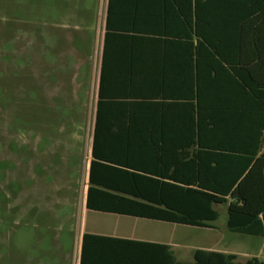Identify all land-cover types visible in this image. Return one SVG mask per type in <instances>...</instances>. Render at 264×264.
<instances>
[{"label": "rangeland", "instance_id": "374dc122", "mask_svg": "<svg viewBox=\"0 0 264 264\" xmlns=\"http://www.w3.org/2000/svg\"><path fill=\"white\" fill-rule=\"evenodd\" d=\"M71 2L0 0V264H70L83 229H130L187 247L218 235L227 245L256 247V238L228 229L214 234L197 226L84 209L98 0H81L82 22L72 15ZM71 15L84 30L83 43L77 37L73 42L81 60L65 57L64 74H79L81 86L73 91L69 82L54 88L50 71L56 59L47 47L53 22L70 18L72 24ZM215 209L219 217L213 223L225 224L226 204Z\"/></svg>", "mask_w": 264, "mask_h": 264}, {"label": "crops", "instance_id": "0c3cea01", "mask_svg": "<svg viewBox=\"0 0 264 264\" xmlns=\"http://www.w3.org/2000/svg\"><path fill=\"white\" fill-rule=\"evenodd\" d=\"M72 3V15L82 22L85 10L81 0H72ZM191 19L194 20L192 12ZM63 20L59 23L54 21L49 30L53 40L47 47L56 59L52 64L55 71L51 70L50 74L55 79L54 88L56 85L61 89L69 82L73 91L81 86L77 81L79 74L78 71L64 74L65 57L72 54L81 60L82 52L73 48V42L77 37L83 43L84 30L79 22L74 23L73 17L72 24L70 18ZM95 25L90 77L92 118L87 130L86 184L82 189L85 210L101 212L86 207L93 148L96 157L102 159L147 160L144 164H149L148 159L154 157L176 156V152L181 151V135L175 133V127L181 124L182 103H197L199 91L201 101L207 103V107L202 109L220 112L223 117H237L244 127H257V131L243 130L232 137L250 141L260 132L264 148V129L260 130L264 127V105L260 97L243 85H202L199 88V67L202 70L204 67L205 72L209 69V78L214 77L212 55L199 56L195 49L186 48L182 39L171 34L182 27V16L177 6L167 5V0H98ZM192 43L196 45L197 40H192ZM199 58L205 61L204 64L201 61L200 66ZM65 77L67 80L63 82ZM79 134L81 137V130ZM210 223L211 227L202 228L214 234L227 229L225 224ZM84 233L96 236L88 238L84 264H167V250L177 262L192 264V254L196 249L210 253L206 264H264L262 236L249 235L259 240L256 247L227 245L218 239V235L201 245L187 247L160 240L154 234L139 235L130 229L80 230L70 264H83ZM160 245H167L168 249Z\"/></svg>", "mask_w": 264, "mask_h": 264}, {"label": "trees", "instance_id": "16d2710c", "mask_svg": "<svg viewBox=\"0 0 264 264\" xmlns=\"http://www.w3.org/2000/svg\"><path fill=\"white\" fill-rule=\"evenodd\" d=\"M172 4L179 8L182 27L171 34L199 56L212 55L214 77L209 78V69L205 72L199 67V88L243 85L264 105V0H167V5ZM198 61L199 66L205 62ZM200 94L197 103H182L181 124L175 127V133L181 135V151L176 156L154 157L144 164L147 160L102 159L96 157L93 148L86 207L211 227L210 222L219 217L215 205L226 204L225 227L229 231L264 237L261 133L250 141L232 137L243 130L257 131V127H244L237 117L202 109L207 103L201 101ZM93 237L83 234V264L88 238ZM160 246L168 249L167 245ZM209 254L194 250L192 264H206ZM167 264L186 263L177 262L167 250Z\"/></svg>", "mask_w": 264, "mask_h": 264}]
</instances>
